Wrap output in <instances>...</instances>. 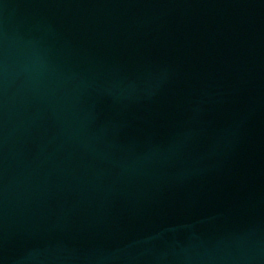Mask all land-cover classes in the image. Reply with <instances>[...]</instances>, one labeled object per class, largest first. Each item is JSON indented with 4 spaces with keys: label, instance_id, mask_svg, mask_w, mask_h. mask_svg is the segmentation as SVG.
Instances as JSON below:
<instances>
[{
    "label": "water",
    "instance_id": "water-1",
    "mask_svg": "<svg viewBox=\"0 0 264 264\" xmlns=\"http://www.w3.org/2000/svg\"><path fill=\"white\" fill-rule=\"evenodd\" d=\"M0 264H264V0H0Z\"/></svg>",
    "mask_w": 264,
    "mask_h": 264
}]
</instances>
